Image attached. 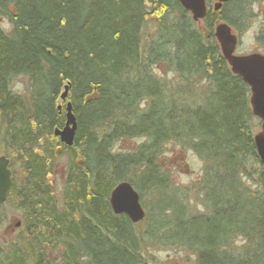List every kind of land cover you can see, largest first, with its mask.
I'll return each mask as SVG.
<instances>
[{
    "label": "trees",
    "instance_id": "obj_1",
    "mask_svg": "<svg viewBox=\"0 0 264 264\" xmlns=\"http://www.w3.org/2000/svg\"><path fill=\"white\" fill-rule=\"evenodd\" d=\"M249 13L250 0H231L200 29L178 0H0L11 26L0 25V155L13 178L6 204L22 217L14 237L0 238V264H144L157 241L185 247L196 264H264L258 119L215 38L221 22L241 33ZM160 63L175 88L153 75ZM16 77L29 79L27 98L13 91ZM66 86L78 127L71 147L54 135L66 123ZM121 139L145 142L122 153ZM170 143L204 162L207 213H186L171 189L158 161ZM61 158L59 199L51 177ZM124 181L142 206L146 193L157 203L140 223L110 206Z\"/></svg>",
    "mask_w": 264,
    "mask_h": 264
},
{
    "label": "rangeland",
    "instance_id": "obj_2",
    "mask_svg": "<svg viewBox=\"0 0 264 264\" xmlns=\"http://www.w3.org/2000/svg\"><path fill=\"white\" fill-rule=\"evenodd\" d=\"M250 17L245 24L244 30L239 35L240 44L237 47V55H246L250 53L264 54V0H250ZM0 25L6 29H11L9 20L0 17ZM198 28H202V22L197 23ZM156 24L153 19H149L148 25L143 32L144 42L151 40L155 36ZM152 73L157 79L163 81L171 88L177 86V77L163 64H158L152 69ZM12 89L15 93L27 98L30 94L31 87L27 77H16L11 82ZM66 102L60 99L59 105L63 106ZM258 119V118H257ZM254 133L261 131L260 120L253 122ZM145 141L134 139H121L115 145V151L130 153L136 150ZM1 156V155H0ZM159 165L169 176V185L179 196L180 202L188 210L190 215H202L207 213V206L204 197L199 191V181L204 174V162L192 151L181 145L170 143L163 148L159 156ZM67 169L66 158L57 161L55 174L51 177L56 190V197L61 198V189L65 181V171ZM143 207L154 209L152 204L153 197L148 193L145 195ZM161 208L157 206V211ZM22 223L21 215L9 207L6 203L0 209V238L9 240L18 232ZM152 243L149 244L146 254L144 255V264H196V256L185 247L169 243ZM241 244V241L238 243ZM236 243V246L238 245Z\"/></svg>",
    "mask_w": 264,
    "mask_h": 264
},
{
    "label": "water",
    "instance_id": "obj_3",
    "mask_svg": "<svg viewBox=\"0 0 264 264\" xmlns=\"http://www.w3.org/2000/svg\"><path fill=\"white\" fill-rule=\"evenodd\" d=\"M207 0H178L182 8L188 12L192 20L198 23L207 15ZM231 0H218L215 11H219L223 4ZM215 38L221 49L222 56L227 61L232 73L240 76L250 88V105L252 114L261 122V131L255 134L254 142L258 156L264 164V54L250 53L235 55L238 37L227 23H219L215 28ZM69 86L60 99L67 102ZM76 117L72 112L70 102L66 103V123L62 129H56L54 135L68 147L74 145L77 132ZM13 187L10 160L0 156V205L6 203L8 195ZM110 206L115 215L127 216L133 224L142 222L146 212L141 203L138 191L131 183L124 181L119 183L112 191L109 199Z\"/></svg>",
    "mask_w": 264,
    "mask_h": 264
},
{
    "label": "flooded vegetation",
    "instance_id": "obj_4",
    "mask_svg": "<svg viewBox=\"0 0 264 264\" xmlns=\"http://www.w3.org/2000/svg\"><path fill=\"white\" fill-rule=\"evenodd\" d=\"M218 2V0H207L206 1V6H207V14L209 13V11H214V12H216L215 11V5H216V3ZM226 4V3H225ZM225 4H223L222 5V7H221V9L223 8V6L225 5ZM220 9V10H221ZM221 23H223V22H221ZM219 24V23H218ZM217 24V25H218ZM232 28V27H231ZM232 31H233V33L235 34V35H237V37H238V45H237V47L239 46V44H240V38H239V35L238 34H236V32H235V30L232 28ZM236 51H237V49H236ZM235 55H237V53L235 52Z\"/></svg>",
    "mask_w": 264,
    "mask_h": 264
}]
</instances>
